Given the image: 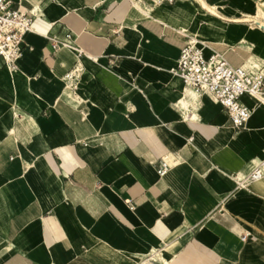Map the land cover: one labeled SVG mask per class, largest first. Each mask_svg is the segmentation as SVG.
<instances>
[{
  "label": "crops",
  "instance_id": "obj_1",
  "mask_svg": "<svg viewBox=\"0 0 264 264\" xmlns=\"http://www.w3.org/2000/svg\"><path fill=\"white\" fill-rule=\"evenodd\" d=\"M11 1L40 16L17 68L0 56V264H264V180L233 178L264 107L243 96L236 129L173 74L192 38L260 62L264 0Z\"/></svg>",
  "mask_w": 264,
  "mask_h": 264
},
{
  "label": "built area",
  "instance_id": "obj_2",
  "mask_svg": "<svg viewBox=\"0 0 264 264\" xmlns=\"http://www.w3.org/2000/svg\"><path fill=\"white\" fill-rule=\"evenodd\" d=\"M39 10L22 11L14 9L11 0H0V56L3 57L10 70L17 68V61L23 56L22 45L27 34L33 31V22L40 16ZM54 51L71 46L72 35H67L64 41L49 38ZM207 43L189 40L181 49L177 67L173 74L180 77L185 84V91H195L199 98L209 95L229 116L236 129H245L251 119L254 109L241 102L243 96L254 99L258 106L264 107V67L246 68L243 65H232L224 53L212 49L207 56ZM211 49V48H210ZM76 72L68 73L64 78L76 79ZM172 162L163 158L158 174L163 177ZM234 182L239 189L264 180V158L256 159L251 169L246 173H236ZM248 234L243 235L246 240ZM158 254L149 256L146 260L157 262Z\"/></svg>",
  "mask_w": 264,
  "mask_h": 264
},
{
  "label": "bare ground",
  "instance_id": "obj_3",
  "mask_svg": "<svg viewBox=\"0 0 264 264\" xmlns=\"http://www.w3.org/2000/svg\"><path fill=\"white\" fill-rule=\"evenodd\" d=\"M192 40H193L194 42H200L199 39L192 38ZM202 42H204V41H202ZM243 66L246 67V68H261V67L256 66V65H249V66L243 65ZM262 67H264V66H262ZM188 91H190L192 94H194L195 96H197V97L199 98L198 94H197L195 91H193V90H191V89H188L187 92H188ZM257 106H258V105H257ZM249 170H250V169H249ZM249 170H248V171H249ZM248 171H247V172H248ZM244 173H246V172H244ZM261 181H263V180H260V181H258V182H261Z\"/></svg>",
  "mask_w": 264,
  "mask_h": 264
},
{
  "label": "rangeland",
  "instance_id": "obj_4",
  "mask_svg": "<svg viewBox=\"0 0 264 264\" xmlns=\"http://www.w3.org/2000/svg\"><path fill=\"white\" fill-rule=\"evenodd\" d=\"M263 11H264V8H263ZM263 14H264V12H263ZM262 31H264V30H262V29H259V33H261ZM253 55V54H252ZM264 55V54H263ZM254 63H256V65H258L259 67H262V66H264V58H262V60L260 61V62H254ZM145 261H148V260H144L143 262H145ZM148 263H152V262H150V261H148Z\"/></svg>",
  "mask_w": 264,
  "mask_h": 264
}]
</instances>
